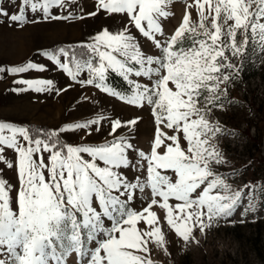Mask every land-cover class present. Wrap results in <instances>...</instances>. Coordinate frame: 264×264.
Here are the masks:
<instances>
[{"label": "snow or ice", "instance_id": "snow-or-ice-1", "mask_svg": "<svg viewBox=\"0 0 264 264\" xmlns=\"http://www.w3.org/2000/svg\"><path fill=\"white\" fill-rule=\"evenodd\" d=\"M177 2L89 0L85 8L84 0H0L5 26L112 21L90 42L40 51L42 62L0 66V78H15L13 92L91 86L134 110L123 119L93 109L52 131L0 121V165L17 175L13 184L0 172V264H154V247L171 255L154 208L166 210L185 243H198L195 227L203 234L214 221L264 208V186L257 202L252 185L233 191L232 177L222 175L215 141L235 133L211 119L230 103L228 86L248 50L257 62L264 57V0H193L171 25ZM50 72L70 83L29 78ZM111 74L127 92L111 86ZM145 111L154 125L146 149L136 138ZM73 134L85 139L73 143Z\"/></svg>", "mask_w": 264, "mask_h": 264}, {"label": "rangeland", "instance_id": "rangeland-1", "mask_svg": "<svg viewBox=\"0 0 264 264\" xmlns=\"http://www.w3.org/2000/svg\"><path fill=\"white\" fill-rule=\"evenodd\" d=\"M191 3L193 0H183L182 3L178 0L173 8L175 18L171 25L181 22L188 11L186 5ZM84 4L85 8H90L89 0H84ZM198 17L199 13L192 9V20L198 22ZM102 24L112 27V21L108 18L30 23L23 28L0 25V66L14 67L29 61L42 62L43 58L38 55L40 51L90 42V34H95ZM171 25L168 26L169 32L172 31ZM246 61V73L238 76L234 74L235 82L228 86L227 99L230 103H226L223 110H214L211 116L213 122H218L229 133H235L215 141L225 161L221 169L222 175L232 177L228 183L233 191H246V184L253 186L249 183L251 180H259L264 176V57L257 62V54L250 48ZM53 77L59 81L58 86L70 83L66 77L56 72L32 73L29 78ZM14 79L10 75L0 78L2 122L26 127L29 124L42 125L58 130L67 124L80 122L83 114L93 109L102 111L107 117L116 115L127 119L134 115V110L125 107L122 101L91 86L73 85L58 95L32 92H21L17 95L12 91L16 87ZM142 115L143 119L137 125L136 138L141 148L146 149L153 138L154 125L153 117L147 111ZM246 127H249L250 139L245 137ZM70 139L73 143H79L85 137L82 134H73ZM252 140L259 142L258 148ZM0 172L10 178L13 184L16 183L17 175L14 171L0 165ZM234 172L243 174L233 175ZM154 211L158 217L155 226L161 227L171 254L154 247V264H261L249 245L253 237L251 224L257 218L263 219L260 211L250 212L247 216H242L238 211L228 221H214L215 226L207 228L203 234L199 227H195L193 235L198 243L183 242L167 224L166 210L156 207ZM237 225L239 228L235 231L233 227ZM140 227L145 228L147 225L142 223ZM260 238L264 242V231Z\"/></svg>", "mask_w": 264, "mask_h": 264}, {"label": "trees", "instance_id": "trees-1", "mask_svg": "<svg viewBox=\"0 0 264 264\" xmlns=\"http://www.w3.org/2000/svg\"><path fill=\"white\" fill-rule=\"evenodd\" d=\"M69 46H74V45H67L65 47L67 48ZM59 47H61V46H59ZM243 63H244V67H243L242 71L240 73H235L236 76L246 73V71H247L246 65H248V62L244 61ZM254 70H256V68ZM110 84L112 87H114L118 91L127 92L126 83L122 80V78H120L114 74L110 75ZM27 127L32 128V129H45L48 131H52V129H50L49 127L42 126V125L36 126V125L29 124V125H27ZM248 128L249 127H246L244 129V134H245L246 139H250ZM252 142H253V144H255L256 148H258L259 142L253 141V140H252ZM249 183L253 184V187L256 189V193H255L256 201L259 202V200L261 199V193H260L259 189L261 186H264V176L262 178H260L259 180L258 179L251 180ZM259 211L262 213L263 219L257 218L251 224V227L253 229V237H252V239H250L249 245H250V248H251L255 258L257 259V261L260 262L261 264H264V242H262V240L260 238V235H262V232L264 231V208L260 209ZM238 226L239 225L233 227V228H235V231L239 228Z\"/></svg>", "mask_w": 264, "mask_h": 264}]
</instances>
